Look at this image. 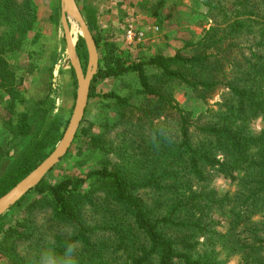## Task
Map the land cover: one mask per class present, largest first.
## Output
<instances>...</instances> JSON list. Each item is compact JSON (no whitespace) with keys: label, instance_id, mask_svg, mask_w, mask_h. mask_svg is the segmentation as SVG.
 <instances>
[{"label":"trees","instance_id":"obj_1","mask_svg":"<svg viewBox=\"0 0 264 264\" xmlns=\"http://www.w3.org/2000/svg\"><path fill=\"white\" fill-rule=\"evenodd\" d=\"M203 5L213 25L172 57L126 66L105 45L93 82L135 73L143 102L97 95L115 117L92 127L85 143L98 154L99 168L54 185L44 179L25 217L7 229L0 225L6 261L0 264H37L47 235L55 236L58 252L66 239L77 241L78 264H229L236 255L239 264H264V125L258 134L251 127L264 123V0ZM84 17L100 50L96 14L87 9ZM39 23L36 0H0V89L11 116L5 128L13 135L8 148L0 146V198L50 156L69 125L53 115L48 98L18 111L25 98L7 57ZM79 52L88 61L84 40ZM173 82L205 103L223 90L218 109L194 121L176 104ZM213 177L229 180L235 191L220 194Z\"/></svg>","mask_w":264,"mask_h":264},{"label":"rangeland","instance_id":"obj_2","mask_svg":"<svg viewBox=\"0 0 264 264\" xmlns=\"http://www.w3.org/2000/svg\"><path fill=\"white\" fill-rule=\"evenodd\" d=\"M36 3L40 12L36 33L25 41L18 52L7 57L25 98V104L19 106L18 111H29L36 101L48 98L54 103L53 115L69 123L80 90L79 79H83L88 66V61L82 59L79 52L83 34L73 19L67 18V22H63L59 0H36ZM77 3L83 15L86 16L87 9L96 14L98 28L95 34L102 41L100 56L104 54L105 45L113 46L126 66L132 61L149 59L159 54L172 57L188 43L201 40L213 25L203 0H77ZM130 26L144 35L140 42L130 44L127 40L126 33ZM93 29L90 27V30ZM75 64L79 66L81 78L78 77ZM157 72L149 69L150 75ZM92 88L94 97L89 102L74 144L67 156L45 177L48 184H57L66 177H81L99 168L98 154L88 150L85 143L92 127L106 122L114 123L115 117L113 110L105 106L106 100L97 95L114 93L130 99L136 106L143 102L138 93L141 89L139 78L135 73L128 72L114 79H100L92 83ZM169 89L176 104L191 113L194 121L209 109H218L223 91H217L205 103L178 82L169 84ZM7 99L0 89V146L4 148H8L13 139L10 130L5 128V123L11 118L6 110ZM251 125L253 133L258 134L264 123L258 119ZM212 187L220 194L235 191V185L223 177L215 178ZM35 197L37 195L30 192L22 208L7 212L0 218V225L6 229L15 226L25 217L24 210ZM44 221L39 219L41 224ZM219 230L226 231L225 228ZM222 258L226 259L227 256L223 254ZM228 262L239 264L240 256H232ZM0 263H6L5 259H0Z\"/></svg>","mask_w":264,"mask_h":264},{"label":"water","instance_id":"obj_3","mask_svg":"<svg viewBox=\"0 0 264 264\" xmlns=\"http://www.w3.org/2000/svg\"><path fill=\"white\" fill-rule=\"evenodd\" d=\"M61 7L63 22L66 23L67 18H71L81 29L88 51L87 71L83 79H79L80 90L77 94L73 115L62 140L43 163L0 198V218L38 187L45 177L67 156L85 119L90 102L92 83L100 69V52L77 0H61ZM74 66L78 77L81 78L78 64Z\"/></svg>","mask_w":264,"mask_h":264},{"label":"clouds","instance_id":"obj_4","mask_svg":"<svg viewBox=\"0 0 264 264\" xmlns=\"http://www.w3.org/2000/svg\"><path fill=\"white\" fill-rule=\"evenodd\" d=\"M78 242L69 238L62 245V251H57V241L54 235H47L39 252L37 264H78Z\"/></svg>","mask_w":264,"mask_h":264},{"label":"built area","instance_id":"obj_5","mask_svg":"<svg viewBox=\"0 0 264 264\" xmlns=\"http://www.w3.org/2000/svg\"><path fill=\"white\" fill-rule=\"evenodd\" d=\"M143 36L144 35L136 31L133 26L128 27L126 38H128L127 40H129L130 44L140 42Z\"/></svg>","mask_w":264,"mask_h":264}]
</instances>
